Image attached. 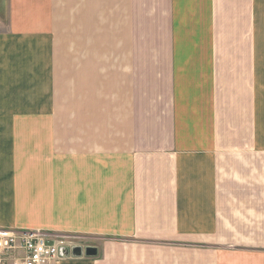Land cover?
Wrapping results in <instances>:
<instances>
[{"label": "crops", "instance_id": "obj_1", "mask_svg": "<svg viewBox=\"0 0 264 264\" xmlns=\"http://www.w3.org/2000/svg\"><path fill=\"white\" fill-rule=\"evenodd\" d=\"M257 44L264 0H0V229L98 250L61 264H264Z\"/></svg>", "mask_w": 264, "mask_h": 264}, {"label": "built area", "instance_id": "obj_2", "mask_svg": "<svg viewBox=\"0 0 264 264\" xmlns=\"http://www.w3.org/2000/svg\"><path fill=\"white\" fill-rule=\"evenodd\" d=\"M89 247L86 239L72 235L0 229V264H61Z\"/></svg>", "mask_w": 264, "mask_h": 264}, {"label": "rangeland", "instance_id": "obj_3", "mask_svg": "<svg viewBox=\"0 0 264 264\" xmlns=\"http://www.w3.org/2000/svg\"><path fill=\"white\" fill-rule=\"evenodd\" d=\"M228 23H230V20H228ZM230 32H231L230 27H227V31L225 30L224 36H225V33L229 34ZM232 38H233V36L226 39L227 43H225L226 45L224 44L225 50L226 49L232 50V49H240L241 48V43L240 42L233 43V41H231ZM257 48H259V49L263 48L264 49V44H257ZM69 104H70V97L65 101V105H66V107L64 108L65 130L70 129V118H71L70 109L71 108H70ZM60 234L81 237V239H86L87 240V238L84 235H81V234H72V233H60Z\"/></svg>", "mask_w": 264, "mask_h": 264}, {"label": "water", "instance_id": "obj_4", "mask_svg": "<svg viewBox=\"0 0 264 264\" xmlns=\"http://www.w3.org/2000/svg\"><path fill=\"white\" fill-rule=\"evenodd\" d=\"M97 254H98V250H97V248H95V247H89L87 250H86V253H85V255L87 256V257H96L97 256ZM75 255L76 256H80L81 255V252L78 250L76 253H75Z\"/></svg>", "mask_w": 264, "mask_h": 264}]
</instances>
